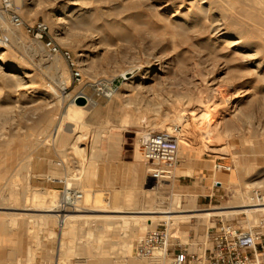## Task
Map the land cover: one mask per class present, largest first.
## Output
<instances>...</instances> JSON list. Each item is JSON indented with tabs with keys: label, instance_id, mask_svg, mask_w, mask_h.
I'll use <instances>...</instances> for the list:
<instances>
[{
	"label": "rangeland",
	"instance_id": "rangeland-1",
	"mask_svg": "<svg viewBox=\"0 0 264 264\" xmlns=\"http://www.w3.org/2000/svg\"><path fill=\"white\" fill-rule=\"evenodd\" d=\"M165 1H173V6L167 10L158 9ZM186 1L14 0L15 10L25 22L43 19L49 24L55 43L61 50H69L76 59L81 77L74 78L61 54L50 55L23 28H14L8 19L5 24L0 23V28L8 35V41L0 44L1 261H14L16 258L17 264H55L61 241L60 264H170V258L158 248L156 250L161 252L162 259L142 257L139 254L142 240L139 246L136 242L144 239L158 225H165L171 236L169 245L177 237L182 244L190 245L189 251L202 252L208 245L207 228L218 220L235 222L244 227L260 224L264 220V211L224 212L208 216H176L173 221L169 220L172 222L167 221L168 224L160 221L149 228L143 217V220L138 217L127 225L119 217L100 216L81 219L76 222L78 226L67 227L62 233L56 228L57 219L45 220L37 215L29 217V214H22L45 212L29 208L40 203L42 191L53 193L58 199L60 185L47 181V174L59 178L69 175L74 181L73 186L79 190L94 188L96 199L93 205L105 210L92 213L104 215L145 214L131 211L148 209L154 203L144 202L147 199L143 189L155 182L158 184L155 194H162L169 203L176 197L172 203L174 209H195L175 214L246 205L249 195L253 194L257 202L262 201L264 78L250 71L254 63L248 60V56L254 48L231 50L225 47L224 42L206 35L204 30L193 32L188 38L174 33L170 22L174 23L180 17L169 18L170 13L180 3L178 9L181 12L195 8V2L189 5ZM79 12L82 19L77 21L73 17ZM57 16H64V21H58ZM14 32L19 33L17 38ZM260 54L264 55V49ZM2 61L13 65L16 72L8 74L12 72L9 68H1ZM149 67L152 71L145 75L143 84L126 91L121 74L129 69L140 72ZM60 71L66 76L64 84H60ZM259 72L262 73L261 70ZM99 79L112 80L116 85L111 97L96 94L92 83ZM213 79L216 83L209 84ZM51 88L56 92L53 93ZM79 90L88 95L86 107L74 102L73 97ZM124 92L133 95L129 97ZM228 92L234 94H231L234 100L219 123V108H215L217 112L210 110L203 119L194 116V112L201 111L195 97L212 100ZM131 98L133 101L129 100ZM236 101L238 104L234 106ZM78 107L85 109L81 111ZM175 107L185 108L182 117L185 120L179 126L182 129L178 134L179 156L181 158L182 154L189 153L200 168L186 180H178L177 174L169 179L156 180L143 160L140 138L150 131H170L176 126L180 117L173 113H170L166 126L154 124L155 120L165 117V111ZM192 108L194 112L190 111ZM58 119H62L59 121L62 131L55 138L52 129ZM48 120L51 126L43 132ZM211 125L215 130H223L222 136L215 138L212 134L207 135L205 131ZM73 128L77 134L83 132L81 139L73 138ZM96 132L97 135H94ZM112 132L121 136L116 147L110 146L107 137ZM58 137H62V142ZM183 139L189 144L185 145ZM216 162L225 164L228 169H217ZM201 169L205 175L200 172ZM216 181L219 183L216 184ZM37 189L42 193H38ZM200 192L210 195L200 200L197 198ZM33 194L38 197L33 198ZM242 207L253 206L233 208ZM13 213L24 216L17 215L15 220L11 217ZM105 220L111 223L107 224ZM49 229L54 232L50 234ZM171 229L175 230L173 234ZM32 253V259L27 261Z\"/></svg>",
	"mask_w": 264,
	"mask_h": 264
},
{
	"label": "bare ground",
	"instance_id": "bare-ground-1",
	"mask_svg": "<svg viewBox=\"0 0 264 264\" xmlns=\"http://www.w3.org/2000/svg\"><path fill=\"white\" fill-rule=\"evenodd\" d=\"M183 0H181L182 2ZM194 3L195 8L193 10H191L190 8L185 12H181V10L179 11L178 7L181 4L177 5V9L174 12L170 13L169 18H171L172 16H178V19L180 17V19L176 22H170L171 25H173L174 28V33L181 35L182 37L188 38L191 33L199 31V30H204V32L206 33V35H209V37H213L216 41L219 42H224L225 47L230 48L231 50H249L251 48H254L253 53L250 52L248 56V60L252 63H254V68L250 69L251 72L257 73V75L260 78H264V69H261L262 66H264V55L260 54V51L264 48V0H187L186 4H191ZM13 3L14 0H13ZM17 3V2H16ZM20 5V4H19ZM188 5V6H189ZM154 6V5H153ZM173 6V1H165L164 3H162L160 6H158V9H163V10H167L169 9V7ZM188 8V7H187ZM17 9V8H16ZM179 12H181L179 14ZM179 15H178V14ZM155 14V13H154ZM164 16V15H163ZM165 18V17H164ZM56 19L58 21H64V16H57ZM73 19H76L77 21H80L82 19V14L79 12L77 15H75L73 17ZM160 19V18H159ZM176 20V19H175ZM1 22L3 24L6 23V18L2 17ZM158 28V26H156ZM160 27V26H159ZM15 28V27H14ZM67 32V31H66ZM14 37H18L19 33L14 32ZM170 36V35H169ZM171 37V36H170ZM169 37V38H170ZM175 39V38H174ZM39 42V41H38ZM183 43V42H182ZM225 51V50H224ZM240 52V51H239ZM244 53V52H243ZM246 54V53H245ZM244 54V55H245ZM51 55V54H50ZM161 56V55H160ZM54 58V57H53ZM84 64V63H83ZM58 66V65H57ZM1 68H9L10 72L12 73H8L10 75H13L14 72H16V69L13 68V65H11L10 63L6 62V61H2L1 63ZM62 69V68H61ZM161 69V68H160ZM130 70V69H129ZM128 72L126 71V73H122L121 75L124 78V87L126 91H131L133 90L136 86H139L141 84H143V80L144 77L147 73L152 71V67L146 68L140 72H133L132 70H130ZM261 70L262 73L260 74V72L258 73V71ZM124 70H122L121 72H123ZM248 72V71H247ZM92 73V72H91ZM17 74V73H16ZM209 74V73H208ZM250 74V73H249ZM253 74V73H252ZM67 75V74H66ZM58 77L60 78V84H64L67 82V80L64 77V74L62 71L59 72ZM257 77V76H256ZM203 79V78H202ZM163 80V79H162ZM204 80V79H203ZM215 79H213L209 84H214L216 83V81H214ZM165 82V81H164ZM221 82V80H220ZM166 83V82H165ZM150 84V83H148ZM221 84V83H220ZM154 86V84H153ZM152 86V87H153ZM216 88V87H214ZM239 88V87H238ZM53 93L56 92V89L51 88ZM149 89V88H148ZM198 89V88H197ZM186 90V89H185ZM228 90V89H227ZM189 91V90H188ZM154 92V91H153ZM215 92V90H214ZM126 96H129L130 93L129 92H124ZM143 93V92H142ZM186 93V92H185ZM188 93V92H187ZM218 93V92H217ZM216 93V94H217ZM233 94V93H231ZM229 92L226 95H222L219 97H210L212 98V100H204L203 96H197L195 97L197 102V105L200 107L199 109L201 110L199 113L198 112H194V107L192 109H190L191 112H194V116L198 117V118H202L206 113L210 112V110H215V108H219L220 109V115L218 116L217 119V123H219L221 120H223L222 118H225V114L228 112V108H229V104L233 102L234 100V94L231 95ZM133 95V94H132ZM132 95H130L129 97H132ZM137 95V93H136ZM199 95V94H198ZM186 97V95H185ZM184 97V98H185ZM209 97V96H208ZM87 98V97H86ZM173 98V97H172ZM134 99V96H133ZM149 100V98H147ZM174 99V98H173ZM128 100V99H127ZM129 100H132L129 99ZM139 100V99H138ZM137 100V101H138ZM125 101V100H124ZM133 101V100H132ZM145 101V100H144ZM239 101V100H238ZM238 101L234 102L236 106L238 104ZM131 102V101H130ZM142 102V100H141ZM139 102V103H141ZM148 102V101H147ZM151 102V101H150ZM155 102V101H154ZM189 101L187 100V103ZM132 103V102H131ZM137 103V102H136ZM145 103V102H144ZM152 103V102H151ZM181 103V102H180ZM186 103V102H185ZM135 104V102H134ZM156 104V103H155ZM158 104V103H157ZM136 105V104H135ZM143 105V104H141ZM154 105V103H153ZM159 105V104H158ZM184 105V104H183ZM186 105V104H185ZM188 105V104H187ZM85 106V105H83ZM149 106V105H148ZM147 106V107H148ZM70 107V106H69ZM73 109L76 108V106H74L73 104ZM86 107V106H85ZM85 107H78L80 110L83 108L85 109ZM138 107V106H137ZM140 107V106H139ZM146 108V106H143ZM141 108V107H140ZM198 108V107H197ZM232 108V107H231ZM156 109V107H155ZM160 109V108H159ZM198 109V110H199ZM81 110V111H82ZM185 108L182 109L181 108H170L169 110L165 111L166 115L164 118L161 117V119H157L155 120L154 124L158 125V126H166L169 122L167 121L172 113L176 115H178V117H180V120L177 122V126H180V123L182 122V120H185L184 118L182 119V117H184L185 114ZM74 111V110H73ZM78 111V110H77ZM164 111V109H163ZM214 111L212 113H214ZM218 111V110H217ZM216 111V112H217ZM69 112V111H68ZM97 112V111H95ZM159 112V111H158ZM238 112V111H236ZM238 115V113H236ZM77 113H80L79 111ZM132 113V112H130ZM171 113V115H170ZM45 114V113H44ZM69 114V113H68ZM67 114V116H68ZM193 114V113H192ZM232 114V113H231ZM72 115V114H71ZM70 115V116H71ZM83 116V115H82ZM132 116V114H131ZM158 116V115H157ZM211 116V114H210ZM216 116V114H215ZM45 117V116H44ZM126 117V116H125ZM207 117V116H206ZM49 118V117H47ZM46 118V119H47ZM71 118V117H70ZM104 118V117H103ZM130 118V116H129ZM204 118V117H203ZM202 118V119H203ZM51 119V118H49ZM63 119V118H62ZM62 119H58L56 124L54 125L53 129H52V135L53 137H57L58 135H60L62 128H59V121H61ZM178 119V118H177ZM206 119V118H205ZM80 120V119H79ZM126 120V118H125ZM129 120V119H128ZM214 120V119H213ZM70 121V120H69ZM82 121V120H81ZM177 121V120H176ZM194 122L196 120H193ZM201 121V120H200ZM199 121V122H200ZM204 121V120H203ZM47 123L44 126V130L45 128L47 130V128H49L48 126H51V121L49 122L46 121ZM83 122V121H82ZM101 122V121H100ZM85 124V121L83 122ZM63 125V122L61 123ZM83 124V127H84ZM123 124V123H122ZM197 124V123H195ZM212 124V123H210ZM223 124V123H222ZM153 125V124H152ZM173 125V124H172ZM193 125V122H192ZM198 125V124H197ZM157 126V128H158ZM86 127V126H85ZM110 127V126H109ZM174 127V126H173ZM196 127V126H195ZM82 128V127H81ZM172 128V127H171ZM68 129H71L68 127ZM79 130V129H77ZM82 130V129H81ZM177 134H181L182 129L179 127ZM50 131V130H49ZM72 133H73V138L75 137L76 139H78L83 135V132L80 134H77V131H75V129H72ZM196 131V130H195ZM223 130H215L214 126H209V128L205 131V133L207 135L211 134L215 137L218 138L219 136H222L223 134ZM79 133V131H78ZM97 135V132L94 134ZM103 135V134H102ZM101 135V136H102ZM107 136V135H105ZM212 136V137H213ZM64 137V136H63ZM94 137V136H93ZM103 137V136H102ZM109 137V144L112 147H116L117 143L121 140V136L119 135V133H109L108 136ZM179 137V136H178ZM202 137V136H201ZM52 138V137H51ZM59 138V137H58ZM204 138V137H203ZM221 138V137H220ZM65 139V138H64ZM68 139V138H67ZM107 139V138H105ZM209 139V138H208ZM59 140H61L62 142V137L61 139L59 138ZM182 140V139H181ZM97 141V140H96ZM102 141V140H101ZM47 142V141H45ZM59 142V141H58ZM57 142V143H58ZM108 142V139H107ZM185 143V145H188L189 142L184 140L183 141ZM181 142V143H182ZM44 143V142H43ZM93 144V143H92ZM107 144V143H106ZM120 144V143H119ZM60 145V144H59ZM90 145V144H89ZM94 145V144H93ZM202 145V144H201ZM107 146V145H106ZM95 148V146H93ZM97 148V147H96ZM95 148V149H96ZM94 149V150H95ZM99 149V147H98ZM93 150V148H92ZM92 152V151H91ZM93 155V154H92ZM192 157V156H191ZM43 160V159H42ZM84 161V160H83ZM29 162V161H28ZM48 162V161H47ZM51 162V160H50ZM65 162V161H64ZM92 164L93 162L90 161ZM36 163V162H35ZM34 163V164H35ZM81 163V162H80ZM87 164L89 165L90 163L87 161ZM86 164V165H87ZM87 165V171H89L90 173V168H88ZM94 165V164H93ZM91 166V165H90ZM81 167V166H80ZM60 168V167H59ZM69 168V167H68ZM85 168V167H84ZM148 171L153 170L152 166L148 167L147 169ZM58 171V170H57ZM81 172V171H80ZM191 172L190 169H175L173 170L172 174H182V173H186L187 174ZM67 173V172H66ZM74 173V172H73ZM41 174V173H40ZM87 174V173H86ZM18 175V174H17ZM65 182L68 185H73L74 181L72 180V177L68 175V177H65ZM251 184V183H250ZM158 184L157 182L151 184L150 186L144 187V197L147 199L146 201L144 200V202H154L155 205H153L154 203L151 204V206L149 205L150 203H148V205L150 206L148 209H144V210H140V211H131V212H144L145 214H110L107 213L104 215V213L102 214H97L95 213L96 211L98 212H104L105 209L99 208V207H94L93 205V201H95V195L92 189L89 188H81V191L83 193L82 199H81V207L77 210H73V211H69L65 213V221H64V225L62 228V233L65 231V229H67V227H76L77 225V221L84 219V218H90V217H100V216H104V217H119L121 218L125 224L128 225V223L130 224L131 220H135L138 219V217H140V219L143 217L145 219L144 223L146 222L147 226L150 227H155L156 224L160 221L163 222H172V218L175 219L176 216H179L177 218H180V216H185V217H191V216H201V215H212V214H218V213H229V212H259V211H264V198H262V201L257 202V200H255V196L253 195H249V201L246 205H233V207L235 206H253V207H242V208H233L230 205V209H224V210H207V211H203V212H191V213H177L175 214L174 212H180V211H194L195 209L190 208V209H174L173 208V201L176 200V197H174V199H172L171 203H169L167 200V198H164L162 194H155V190L157 189ZM247 187V186H246ZM53 190V189H52ZM38 191V189H37ZM41 191H38V193ZM43 194L39 195L40 197V203H36L34 205H32L33 207H29V208H34L36 210H40V211H45V212H39L36 214H30V213H22V214H29V217H33L34 215L39 216L41 219H49V220H53V219H57L58 214L56 212V202L57 199L56 197L53 195V193H45L46 191H42ZM41 192V193H42ZM35 193V192H34ZM5 196L7 194H4ZM11 195V194H10ZM97 195V194H96ZM108 195V194H107ZM8 196V195H7ZM130 196V195H129ZM3 197V196H2ZM38 197L37 195L33 194V198ZM31 198V197H30ZM130 198V197H128ZM6 199V198H5ZM166 199V200H165ZM28 200V199H27ZM26 200V201H27ZM32 200V198H31ZM36 200V199H34ZM33 200V201H34ZM137 200V197H136ZM101 202V201H100ZM137 202V201H136ZM5 203V202H3ZM30 203V202H29ZM103 203V202H102ZM101 203V204H102ZM106 203V202H104ZM167 203V204H166ZM168 203L170 205H168ZM134 204V203H133ZM177 204V203H176ZM242 204V203H241ZM27 205V204H26ZM143 206V205H142ZM147 206V205H146ZM28 208V207H26ZM137 210V209H136ZM55 211V212H54ZM92 211H95L94 213H92ZM111 211V210H110ZM248 213V214H249ZM11 214V213H10ZM21 213H13L11 215V217L13 216V218L16 220L15 216L17 215H22ZM24 216V215H22ZM28 218V217H27ZM142 218V220H143ZM13 219V220H14ZM103 219V218H102ZM258 219V218H257ZM14 220V221H15ZM172 220V221H169ZM255 220V219H254ZM57 221V220H56ZM256 221V220H255ZM259 221V219H258ZM264 221V220H262ZM13 222V221H12ZM11 222V223H12ZM109 222V221H108ZM108 222L105 223L108 224ZM141 222V221H140ZM257 222V221H256ZM111 222H109L110 224ZM134 224V223H133ZM168 224V223H167ZM9 225V224H8ZM132 225V224H131ZM109 226V225H108ZM107 226V227H108ZM135 225H133L134 227ZM142 226V225H141ZM110 227V226H109ZM121 227V226H120ZM7 228V227H6ZM137 228V227H136ZM143 228V226H142ZM5 229V228H4ZM111 229V228H110ZM1 230V229H0ZM108 230V229H107ZM124 230V229H123ZM137 230V229H136ZM172 230V229H171ZM106 231V230H105ZM114 231V230H113ZM135 231V230H134ZM139 231V230H138ZM175 230H172V234ZM3 232V231H2ZM50 234L53 233L54 231L52 229H49ZM171 233V231H170ZM169 233V234H170ZM142 234V233H140ZM61 236V235H58ZM60 238V237H58ZM127 240V239H126ZM143 240L142 238H140L137 242L136 245L139 246L140 241ZM9 241V240H8ZM119 242V241H118ZM121 242V241H120ZM114 243V242H113ZM128 243V242H127ZM117 244V243H116ZM130 246V245H129ZM161 250V252L163 253V249L162 248H158ZM62 252V248H61V241H60V247L58 248V250L56 251V255H55V264H60L59 262V258H60V254ZM158 252V253H157ZM161 252H159L158 250L154 251L153 256H151L150 258H155V257H159L162 259V254ZM62 255V254H61ZM33 257V253L31 254V257L27 260L30 261ZM13 259V258H12ZM153 260V259H152ZM156 261V260H154ZM149 262V260H148ZM18 261L15 258L14 261L13 260H7V261H1L0 260V264H17ZM29 263V262H28ZM155 263V262H154ZM42 264H48V263H42Z\"/></svg>",
	"mask_w": 264,
	"mask_h": 264
},
{
	"label": "built area",
	"instance_id": "built-area-1",
	"mask_svg": "<svg viewBox=\"0 0 264 264\" xmlns=\"http://www.w3.org/2000/svg\"><path fill=\"white\" fill-rule=\"evenodd\" d=\"M2 17L8 19L14 27L23 28L29 36L39 41L48 53L61 54L71 69L72 76L76 79L81 77L76 59L69 50H61L55 43L50 34L49 24L45 20L25 22L15 10L13 0H0V23ZM7 41L8 35L0 28V44ZM92 86L96 94L104 98L111 97L116 90L113 81L107 79L94 81ZM78 94L88 96L83 90H79L73 99ZM178 128L176 125L170 131H150L140 138L143 160L148 167L152 166L153 170L149 173L156 180L174 177L173 168L179 161ZM215 167L220 170L228 169L220 162H216ZM45 179L60 185L56 202L58 214L56 228L61 231L65 213L81 207L83 193L73 185L66 184L65 178L47 174ZM206 234L208 245L203 251H189L187 244H182L177 237L169 245L171 236L168 235L166 226L158 225L142 240L139 254L142 257H151L157 248H162L163 255L170 258V264H264V221L244 227L220 219L207 228Z\"/></svg>",
	"mask_w": 264,
	"mask_h": 264
},
{
	"label": "crops",
	"instance_id": "crops-1",
	"mask_svg": "<svg viewBox=\"0 0 264 264\" xmlns=\"http://www.w3.org/2000/svg\"><path fill=\"white\" fill-rule=\"evenodd\" d=\"M199 168L197 165H195V162L193 161V158L191 157V155L189 153H184L182 154V157L180 158L179 156V161L177 163V169H190L191 172L187 174L186 173H182V174H177L178 180H186L190 177H192L194 171H199ZM226 171V170H225ZM201 173H203L204 175L206 173H204V170L201 169L200 171ZM222 175V174H221ZM191 182H194L191 180ZM184 185H189V183H182ZM206 185V184H205ZM199 186H203V185H199ZM194 191V190H193ZM210 194L206 193V194H202L201 192L197 195V198L202 200L203 198L205 199L207 196H209ZM190 245L187 244V248H189Z\"/></svg>",
	"mask_w": 264,
	"mask_h": 264
},
{
	"label": "water",
	"instance_id": "water-1",
	"mask_svg": "<svg viewBox=\"0 0 264 264\" xmlns=\"http://www.w3.org/2000/svg\"><path fill=\"white\" fill-rule=\"evenodd\" d=\"M74 102L78 105H85L87 103V98L85 95L82 94H78L75 98H74Z\"/></svg>",
	"mask_w": 264,
	"mask_h": 264
}]
</instances>
